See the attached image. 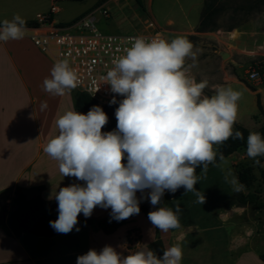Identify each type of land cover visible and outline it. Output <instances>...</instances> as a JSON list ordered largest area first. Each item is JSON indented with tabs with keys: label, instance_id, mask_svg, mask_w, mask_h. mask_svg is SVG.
<instances>
[{
	"label": "clouds",
	"instance_id": "clouds-1",
	"mask_svg": "<svg viewBox=\"0 0 264 264\" xmlns=\"http://www.w3.org/2000/svg\"><path fill=\"white\" fill-rule=\"evenodd\" d=\"M25 25L19 14L0 22V42L23 39ZM130 40L131 46L113 59V67L101 77L112 93L122 97L115 109L116 128L102 131L109 118L99 105L86 114L72 108L58 116V134L43 149L58 163L63 177L82 182L62 187L54 196L58 217L50 226L57 233L79 231L80 214L89 218L97 207L111 209L110 216L117 221L128 219L140 213L143 199L154 208L148 213L154 228L178 229L183 210L179 204L175 210L164 206L165 192L174 194L184 188L204 204L206 198L195 185L208 165L216 164L218 155L224 161L215 146L230 138L244 140V134L234 130L243 93L231 86H216L214 95H204L208 80L197 82L190 75L195 63L186 64L188 59L196 60L191 41L179 36L170 41L160 36ZM78 84L76 72L65 59L54 64L43 89L64 96ZM116 103L114 96L110 104ZM246 153L259 164L256 158L264 156V136L250 132ZM231 183L235 191L244 190L235 177ZM138 192L147 196L138 198ZM182 258L179 244L165 249L162 256L146 244L127 255L105 245L79 255L76 264H181Z\"/></svg>",
	"mask_w": 264,
	"mask_h": 264
},
{
	"label": "rangeland",
	"instance_id": "rangeland-1",
	"mask_svg": "<svg viewBox=\"0 0 264 264\" xmlns=\"http://www.w3.org/2000/svg\"><path fill=\"white\" fill-rule=\"evenodd\" d=\"M33 1L34 6L29 8L33 14L42 13L54 4L58 12L53 15V19L64 27L91 12L96 29L107 35L146 32L148 23H152L153 27L148 30L158 31L169 41L178 36L185 37L193 43L197 53L195 62L191 59L186 61V64L195 63L190 75L197 82L208 80L204 95L209 97L213 89L229 75L251 85V81L247 80L250 66L258 61L264 62V3L256 6L251 0H218L213 3L220 8L214 18L218 29L198 33V18L204 6L212 3L211 0H109L104 3L107 17L101 15L98 7L102 4H96L95 0ZM227 31L229 34L224 33ZM257 36L259 40L256 43L249 40ZM222 55L225 57L222 58ZM226 86L244 93L239 85ZM75 92V89L71 90L72 97ZM121 99H117V106ZM252 123L249 119L242 121L249 131L256 129ZM102 131L108 130L103 128ZM259 169H264V163L256 164L247 156L246 150H242L233 165L230 166L229 161L224 160L208 167L206 174L195 185L206 198L204 204L197 203V197L192 192L185 193L184 188L164 203V206L173 210L176 204L182 208L181 227L178 228L184 233L181 246L187 247L189 255L199 263L264 264L259 259L264 254V195ZM240 174H244L245 187L243 191L237 192L231 180L235 177L239 183ZM36 194L37 191L32 192L33 196ZM239 194H253L256 200L247 205L244 212H233V206L229 207L227 203L234 202ZM142 195L147 196V193H137L138 198ZM19 208L20 205L0 202V218ZM224 215L231 217L223 221ZM141 218L142 221H137V228L144 239L150 235L155 237L156 228L148 219ZM246 229H252V236L245 235Z\"/></svg>",
	"mask_w": 264,
	"mask_h": 264
},
{
	"label": "crops",
	"instance_id": "crops-1",
	"mask_svg": "<svg viewBox=\"0 0 264 264\" xmlns=\"http://www.w3.org/2000/svg\"><path fill=\"white\" fill-rule=\"evenodd\" d=\"M34 3L33 0H0V22L12 20L17 14L26 23L36 22V15L48 10L35 14L29 12ZM53 22L57 23L54 19ZM25 27L23 39L0 42V202L18 206L20 202L16 200L17 194L28 201L34 197L32 192L40 189V198L51 205L56 202L54 196L60 188L82 183L74 177H63L58 170V163L43 151L47 142L58 134L55 125L58 116L74 108V94L72 97L70 91L64 96H55L44 91L43 80L50 78L55 61L51 55L43 54L32 44L30 37L36 26ZM37 28V31L42 30L41 26ZM224 33L229 34V31ZM249 40L256 43L259 38L257 36ZM227 84L239 85L244 89V97L238 102V120L235 124L244 127L242 121L249 119L258 129L264 119L258 114L256 96L259 97L264 114V83L251 82L254 89L251 91L235 76L229 75L217 86ZM215 88L212 95L215 94ZM238 156L240 151L224 160H228L231 166ZM246 206H233L232 211L244 212ZM110 213L111 209L97 207L91 217L85 218L80 214L78 220H97ZM141 217L145 218L143 215L130 218L109 235L102 233L94 224L78 223L79 231L74 229L68 234L42 238L29 235L15 237L7 214L0 218V264H76L79 255L89 249L99 251L105 245L127 255L143 249L145 244L148 245L155 238L150 235L144 239L142 232H139L137 221ZM230 217L224 215L223 221ZM245 235L252 236V229H246ZM158 236L165 249L175 244L181 246L184 241V233L179 229L168 232L158 229ZM186 248L182 247L181 264H201L189 255V249Z\"/></svg>",
	"mask_w": 264,
	"mask_h": 264
},
{
	"label": "built area",
	"instance_id": "built-area-1",
	"mask_svg": "<svg viewBox=\"0 0 264 264\" xmlns=\"http://www.w3.org/2000/svg\"><path fill=\"white\" fill-rule=\"evenodd\" d=\"M54 1V0H53ZM103 17L108 16L104 3L98 7ZM58 8L51 4L44 14L36 15V28L30 39L32 44L43 54L51 55L55 61L68 60L70 67L76 72L79 84L76 92L88 95L99 106H109L115 96L121 98L110 90L101 77L113 67L114 58L124 54V49L131 46L132 37L143 36L147 39L163 36L156 30L149 31L152 23H148L146 32L130 35H107L99 32L94 25L93 14L90 12L81 16L76 22L62 26L53 22V15ZM37 26L42 30L37 31ZM247 80L264 83V70L257 63L250 66ZM99 88L97 92L95 90ZM95 93V94H94Z\"/></svg>",
	"mask_w": 264,
	"mask_h": 264
},
{
	"label": "trees",
	"instance_id": "trees-1",
	"mask_svg": "<svg viewBox=\"0 0 264 264\" xmlns=\"http://www.w3.org/2000/svg\"><path fill=\"white\" fill-rule=\"evenodd\" d=\"M73 1H82V0H73ZM96 4H103L109 0H95ZM138 2V0H135ZM218 0H211V4H206L204 6L203 13L201 14L200 18H198V26L196 28V32L198 33H205V32H213L218 29L217 24L215 22V17L220 12V8L213 5V3L217 2ZM253 5L260 6L264 3V0H251ZM95 4V5H96ZM252 7V6H251ZM254 7V6H253ZM27 27H35V22H28L26 23ZM257 63L260 68L264 70V62L258 61ZM237 78V77H236ZM240 82L244 83L247 86V89L254 91L253 87L249 85L247 82L237 78ZM256 104L258 109V114L263 117L264 114L263 110L260 105L259 97L256 96ZM94 105H98L93 99L88 97L80 92L74 93V108L78 112L87 113ZM102 107V106H101ZM117 104H111L109 106H103V110L107 114L109 121L108 124L104 127L108 131H112L116 128V117H115V109L117 108ZM234 130H238L244 134V140H234L229 139L223 144L217 145L216 150L219 153L223 154L224 159L229 155L246 150V141L247 136L250 132H258L262 136H264V120L260 124L259 128L255 131H249L245 127L235 124ZM260 163H264V156L257 157ZM221 160L219 159V155L217 157L216 164H219ZM216 164H209L208 167L216 165ZM200 172V169L197 168V173ZM259 179L262 186V194L264 195V169H259ZM238 181L240 184L244 185V174H240L238 176ZM181 189V188H180ZM179 189V190H180ZM179 190H177L174 194L165 192L164 196L162 197V203H166L170 200L173 196H175ZM37 194L30 200L26 201L23 200L20 195L17 194L16 200L20 202V208L13 211L9 214V225L11 231L15 237H19L21 235H29L34 237H42V238H52L57 236L60 233H57L51 226L50 221L57 219L58 211H57V203H53L51 205L46 204L39 196L40 189H37ZM255 196L253 194L242 195L239 194L236 200L230 201L227 203V206H236V207H245L246 205L255 203ZM157 205L156 207H159ZM140 213L138 215H143L145 218L148 219L149 211L154 210L153 206L150 204L148 199H143L140 203ZM136 215L131 216L130 218ZM130 218L117 221L113 219L110 215L104 216L97 220H79V223L85 224H94L95 227L100 230L102 233L109 235L113 233L119 226L125 224ZM130 235V232L128 233ZM148 247L152 249L154 252L157 253L158 256H162L163 251L165 250L164 245L158 236V230H155V238L152 242L148 244ZM261 262H264V254L259 256Z\"/></svg>",
	"mask_w": 264,
	"mask_h": 264
},
{
	"label": "water",
	"instance_id": "water-1",
	"mask_svg": "<svg viewBox=\"0 0 264 264\" xmlns=\"http://www.w3.org/2000/svg\"><path fill=\"white\" fill-rule=\"evenodd\" d=\"M225 57V55H222V58H224Z\"/></svg>",
	"mask_w": 264,
	"mask_h": 264
}]
</instances>
